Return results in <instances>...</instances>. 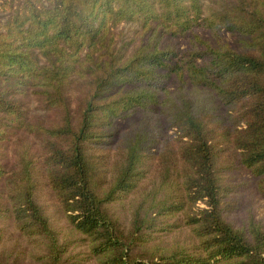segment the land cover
I'll use <instances>...</instances> for the list:
<instances>
[{"label":"trees","instance_id":"16d2710c","mask_svg":"<svg viewBox=\"0 0 264 264\" xmlns=\"http://www.w3.org/2000/svg\"><path fill=\"white\" fill-rule=\"evenodd\" d=\"M205 1L14 8L0 26V141L29 135L36 152L0 163V264H80L73 240L96 264H264V228L233 220L228 180L246 168L264 198V0H216L207 14ZM125 22L137 44L117 41ZM175 230L185 244L156 241Z\"/></svg>","mask_w":264,"mask_h":264},{"label":"rangeland","instance_id":"374dc122","mask_svg":"<svg viewBox=\"0 0 264 264\" xmlns=\"http://www.w3.org/2000/svg\"><path fill=\"white\" fill-rule=\"evenodd\" d=\"M22 1L23 0H0V26L6 21L14 8H16ZM215 6L216 0H206L204 3L205 14H207L210 8ZM139 30L140 27L137 22L120 23L113 29L114 33L116 34L117 41L123 37L124 40H132L133 45L137 44L139 41ZM197 33H202L204 37L211 39V36L207 32L197 31ZM219 39L225 43H228L232 47H236L238 45L237 36L230 35L228 33H222ZM212 42H214V39H212ZM165 43L174 45L179 51H182L185 48V40L181 38L170 39ZM69 93L71 95L74 94L73 87L71 90H69ZM24 103L28 113L31 116H34V114L37 112L36 99H34L33 96H28L25 98ZM137 121L138 118L136 115L119 121L117 126L120 135L126 134L130 130L131 124L136 123ZM2 144L3 143L0 141V163L4 161L5 156H7V158H11L12 160V156L15 155V152L22 147H26L31 153L36 152V145L33 143V139L29 135L17 134L11 136L6 143V145H8L6 150H3ZM108 148L113 149V144L108 145L107 149ZM228 180L234 184V189L236 190V192L233 193L231 197H229V199L236 201V205L238 206V209L233 214V220H235L237 224H242L247 222L249 218H252V220L257 225L264 228V198L257 190L256 178L248 169L239 168L230 172ZM51 208L52 206H47L46 211H49ZM51 222L54 227L60 230L63 238H73V235L70 233L69 226L66 224L64 218L53 214L51 215ZM0 226H3V223H0ZM8 230H11V226ZM177 236H179L177 239V244H185V242L188 241V238L183 237V233H179L177 230L168 233H155L156 241H162L165 247L170 246L173 239ZM6 247L8 250L11 249L12 241L8 240ZM69 253L74 256V259L80 260V264H96L94 260L88 257L86 246L80 244L79 241L73 240Z\"/></svg>","mask_w":264,"mask_h":264}]
</instances>
